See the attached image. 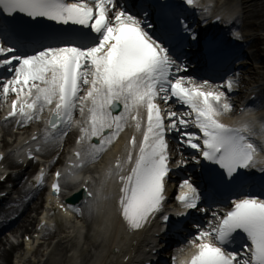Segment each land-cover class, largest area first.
I'll use <instances>...</instances> for the list:
<instances>
[{
	"label": "snow or ice",
	"instance_id": "obj_1",
	"mask_svg": "<svg viewBox=\"0 0 264 264\" xmlns=\"http://www.w3.org/2000/svg\"><path fill=\"white\" fill-rule=\"evenodd\" d=\"M184 2L198 6V0ZM0 12L6 17L0 22L5 37L0 40V102L15 96L6 123L15 120L26 126L43 120V133L32 137L35 152L61 144L78 127L75 160L67 173L73 176L97 162L127 128L134 129L104 179L105 185L113 179L119 184V213L131 231L144 229L157 216L165 223L170 219V174L189 163L183 152L173 161L170 133L195 150L190 156L194 164L203 160L218 166L205 180L212 190L246 187L247 173L253 169L264 175V123L257 128L252 122H223L233 105L219 89L231 91L238 80L213 86L209 80L198 82L181 74L188 65L176 54V42L197 40L198 33L168 5H162L159 23L148 19L147 10L131 11L127 0H0ZM18 14L29 18L28 26L10 30L7 18ZM42 20L78 25L80 30L47 31L37 27ZM175 24L182 29L179 36ZM35 152L30 149L29 157L35 159ZM65 175L55 173L52 188L57 196ZM44 176L41 170L40 183ZM175 199L184 209L178 215L208 212L201 207V188L190 176L180 182ZM230 203L223 215L213 211V220L195 225L197 232L188 241L195 251L174 257V264H264V198L245 194ZM241 237L243 251L235 247Z\"/></svg>",
	"mask_w": 264,
	"mask_h": 264
},
{
	"label": "bare ground",
	"instance_id": "obj_2",
	"mask_svg": "<svg viewBox=\"0 0 264 264\" xmlns=\"http://www.w3.org/2000/svg\"><path fill=\"white\" fill-rule=\"evenodd\" d=\"M233 1L238 4H243L244 8L248 9V11H252L255 13L256 17L261 18L264 15V0H228ZM259 8V9H258ZM261 8V9H260ZM246 11V10H245ZM250 11V12H251ZM263 20V17H262ZM264 25V20L261 24L257 23V26ZM244 87L242 86L241 90ZM259 93V92H258ZM259 96V95H258ZM260 98V96H259ZM108 164L103 163L101 165V174L105 175L106 170L108 169ZM24 192H29V188L26 184L22 186ZM97 195L100 197V205L97 209L96 216L94 217L95 228L93 233L86 235V244L88 248H83L81 252H79V256L76 255L70 261L71 256L68 254L71 251V246H78L80 245L79 237L82 233L80 227H76L73 225L60 227V235L58 236L59 241L56 243V247L60 250V257L55 259L51 257L48 261L44 264H78L79 261H84L83 264H120L124 262L125 257L129 254L132 256L133 252L136 251L138 255V260L132 262V264H139V258H141L142 254H144V248H142V244L145 241L147 244L152 242V238L150 237L149 230L147 231H138L134 233L132 236H129L120 223L117 221L115 216L113 215L111 203L109 199H103L104 195H108L107 191H102L99 186L95 187ZM29 193V198L37 201V191ZM109 196V195H108ZM110 197V196H109ZM40 204V203H39ZM38 202H35V205H30L28 209H32L31 212L38 211L41 207ZM30 211L26 213L24 219L19 222L18 225L20 226L19 230L12 231L15 236L16 241H7L8 246H4L0 249V264H21L23 258L18 256L16 260L13 258L17 249H24V242L21 241L20 235L17 233L20 231L25 230L26 232L33 229L34 217L29 216ZM43 212V211H42ZM41 212V213H42ZM93 218V217H92ZM39 219V218H38ZM41 220V219H40ZM90 229V228H89ZM21 241V242H20ZM6 245L4 243L3 238H0V246ZM28 244H26V248ZM92 249H95L94 254L92 253ZM78 250V249H77ZM80 251V247H79ZM87 252V253H86ZM124 255L120 256L121 253ZM121 258V259H120ZM91 260L94 262H91ZM30 264H34L31 263ZM126 264H130L126 263Z\"/></svg>",
	"mask_w": 264,
	"mask_h": 264
},
{
	"label": "rangeland",
	"instance_id": "obj_3",
	"mask_svg": "<svg viewBox=\"0 0 264 264\" xmlns=\"http://www.w3.org/2000/svg\"><path fill=\"white\" fill-rule=\"evenodd\" d=\"M261 9V8H260ZM254 31V30H253ZM4 246H2V248H3Z\"/></svg>",
	"mask_w": 264,
	"mask_h": 264
}]
</instances>
